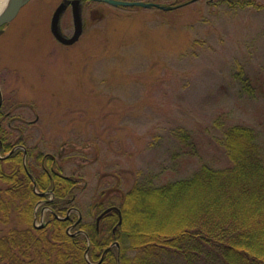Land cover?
<instances>
[{"label": "rangeland", "instance_id": "1", "mask_svg": "<svg viewBox=\"0 0 264 264\" xmlns=\"http://www.w3.org/2000/svg\"><path fill=\"white\" fill-rule=\"evenodd\" d=\"M59 1L27 0L3 26L0 86L3 109L22 118L13 137L79 177L83 221L118 206L142 177L159 184L227 164L223 125L253 127L264 159V0L85 1L83 33L69 46L49 31ZM60 25L72 31L69 9ZM12 222L0 221V235Z\"/></svg>", "mask_w": 264, "mask_h": 264}, {"label": "trees", "instance_id": "2", "mask_svg": "<svg viewBox=\"0 0 264 264\" xmlns=\"http://www.w3.org/2000/svg\"><path fill=\"white\" fill-rule=\"evenodd\" d=\"M236 75L248 87L240 68ZM174 134L181 142L189 137L180 127ZM220 144L227 164L202 163L159 184L138 179L121 194L119 211L102 218L99 231L95 222L78 221V213L63 218L75 207L79 177L53 173L51 155L27 150L23 161L17 149L0 158V221L15 222L0 235V264H90L87 246L89 259L97 261L94 253L113 241L118 246H109L99 264H264L262 148L254 128L243 123L223 125ZM50 189L54 199L47 205L56 216L35 226V206Z\"/></svg>", "mask_w": 264, "mask_h": 264}, {"label": "flooded vegetation", "instance_id": "3", "mask_svg": "<svg viewBox=\"0 0 264 264\" xmlns=\"http://www.w3.org/2000/svg\"><path fill=\"white\" fill-rule=\"evenodd\" d=\"M62 1V0H60ZM59 1V2H60ZM71 1L72 0H67V5H66V9H69L70 10V14H71ZM85 1H101L103 3H109L108 0H78V6L80 8V13H81V18H82V25H83V28H82V33H83V30H84V15H83V11H84V7H83V4ZM64 11V12H65ZM63 12V13H64ZM62 16V15H61ZM61 19V18H60ZM59 26H60V30L61 32L66 35V36H69L71 35L72 31H73V24H72V31L70 33H66L61 25H60V22H59ZM50 31V29H49ZM81 33V35H82ZM53 37V36H52ZM54 41H56V43L62 45V46H69V45H73L74 43L72 44H63L62 42L58 41L57 39H55L53 37ZM3 95H2V91H1V86H0V125H3V123H6V126L8 127V131L6 130V133L4 134V136L0 135V158H5L7 157L8 155H10L13 151L17 150V149H21L23 152H22V158H23V161L25 160V156L27 154V150L28 148L26 147L25 143H24V139H23V136L21 133H18L16 134L15 137H13V134L11 132V129L13 128L12 127V122L14 120H20L22 119L21 117L19 116H14L10 110H4L3 109ZM14 138V139H12ZM6 149V150H5ZM5 150V151H4ZM49 155V154H48ZM52 160L55 162L54 158L51 157ZM55 165L53 164V166H51V170L53 173H56V172H60L62 173L61 171H59L57 168H55ZM41 196V199L37 202L36 206H35V210H34V219H33V224L34 222L36 221L37 219V215L39 216V219H40V222L42 221V219L44 218V222H41L40 225H36L34 224L35 226H42L45 222H46V218L52 214V216H56V214L53 213L52 211V208L50 206L47 205V203L51 200L54 199V193L53 191L50 189V190H46L44 191L42 194H40ZM106 208V207H105ZM104 209V208H103ZM103 209H101L100 211H98V213L96 214V217H95V226H96V231H99V225H100V222L102 221V218L109 212H106L104 213L102 216H100V218L97 220V216L103 211ZM115 210V209H112V211ZM117 212V210H115ZM72 212H75V213H78L77 212V208L74 207V206H71L70 208H68L66 210V215L65 217L63 218H67ZM118 217H119V213H118ZM77 220L78 221H83L82 217H77ZM74 223L70 224L69 227H68V230L71 229V227H73ZM115 226L112 227L111 231L114 232ZM114 245L113 242H110L108 243V245H105L102 249H99L97 253H94V255H99V259L97 261H91L88 257V252H90V247L87 246V248L85 249V257L88 258V262L90 264H99L101 262V259H102V256L105 252V250L109 247V246H112Z\"/></svg>", "mask_w": 264, "mask_h": 264}, {"label": "water", "instance_id": "4", "mask_svg": "<svg viewBox=\"0 0 264 264\" xmlns=\"http://www.w3.org/2000/svg\"><path fill=\"white\" fill-rule=\"evenodd\" d=\"M26 1L27 0H10L8 7L0 13V33L3 30L1 26L9 23L16 16L20 7ZM108 1L112 4H119L124 6L150 7L154 5V6H159L160 8H165L164 6L158 5L157 3H153V2L126 1V0H108ZM190 1L192 2L195 0H190ZM66 5H67V0H62L55 6L50 16L49 29L53 37L58 41L62 42L63 44H72L79 38V36L82 33V28H83L82 18H81L80 8L78 6V0H72L71 17H72L73 31L69 36L64 35L60 30L59 22L61 15L66 9ZM166 8H170V7H166ZM111 209H116L119 211V209L116 206L107 207L97 216V220L100 218V216H102L104 213L108 212ZM118 223H120V219L118 220ZM113 244L118 246L116 241Z\"/></svg>", "mask_w": 264, "mask_h": 264}, {"label": "bare ground", "instance_id": "5", "mask_svg": "<svg viewBox=\"0 0 264 264\" xmlns=\"http://www.w3.org/2000/svg\"><path fill=\"white\" fill-rule=\"evenodd\" d=\"M10 3V0H0V13L4 11Z\"/></svg>", "mask_w": 264, "mask_h": 264}]
</instances>
